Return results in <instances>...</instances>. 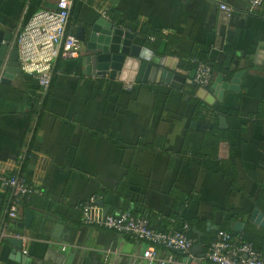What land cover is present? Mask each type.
<instances>
[{"label": "crops", "instance_id": "0c3cea01", "mask_svg": "<svg viewBox=\"0 0 264 264\" xmlns=\"http://www.w3.org/2000/svg\"><path fill=\"white\" fill-rule=\"evenodd\" d=\"M58 1L0 0V31L11 38L0 73V167L34 189L12 219L13 189L0 181V264H149L147 242L83 223L78 207L91 196L103 211L132 212L159 231L185 223L207 228L220 212L221 224L232 231L236 222L245 223L237 236L251 227L262 232L251 217L257 207L264 213L258 204L264 192V4L252 10L247 0H71L69 33L105 18L153 50L158 45L151 33L160 34L185 70L196 68L195 55H204L214 68L212 84L218 73L232 78L247 69L239 91H227L203 119L191 85L182 91L151 83L126 88L96 71L88 74L83 42L81 56L57 59L49 89L39 93L36 78L18 71V34L36 11L56 9ZM222 3L232 8L230 16ZM9 62L12 77L4 75ZM40 96L42 105L34 101ZM219 115L228 127H218ZM193 120L208 127L195 130ZM207 120L220 133L211 134ZM222 142L228 143L224 158ZM10 238H22L23 261ZM208 239L203 251L176 252L174 264H212Z\"/></svg>", "mask_w": 264, "mask_h": 264}, {"label": "built area", "instance_id": "2783aa9c", "mask_svg": "<svg viewBox=\"0 0 264 264\" xmlns=\"http://www.w3.org/2000/svg\"><path fill=\"white\" fill-rule=\"evenodd\" d=\"M247 1L252 10L264 4V0ZM71 4V0H59L56 9L43 8L36 11L18 34L17 49L21 72L36 78L40 87L39 93L49 89L59 57L74 58L82 54V41L67 31ZM220 9L227 17L233 11L226 3H222ZM195 64L197 71L194 81L199 86L209 87L214 80L212 66L196 60ZM40 98L39 105H42L43 97ZM0 181L13 189L8 215L17 219L23 200L34 189L23 179L5 175L1 167ZM78 208L82 211V221L86 225L115 230L147 242L148 247L143 257L149 264H174L176 252L190 254L195 245V239L188 236L190 226L187 223L177 230H155L147 218L136 216L132 212L115 214L103 211L96 196L80 202ZM62 248L66 249L67 246L62 244ZM159 249L165 250L163 256ZM206 258L212 264H264V254L258 252L252 243L227 230L217 232L216 238L208 247Z\"/></svg>", "mask_w": 264, "mask_h": 264}, {"label": "water", "instance_id": "95a60500", "mask_svg": "<svg viewBox=\"0 0 264 264\" xmlns=\"http://www.w3.org/2000/svg\"><path fill=\"white\" fill-rule=\"evenodd\" d=\"M76 36L84 44L88 74L91 70L96 71L101 76H108L113 80L124 83L126 88H132L135 83H151L153 85L170 86L175 90L182 91L186 85H191L194 88L195 98L210 108L216 104L217 100L223 101L227 91H239L240 87L237 84L248 71L246 69L236 72L232 78H229L232 75L231 72L218 73L210 87H202L194 81L196 68L191 69V71L183 69L184 62L180 61V57L167 53L165 44H162L157 50L146 47L143 45L144 41L141 38H136V35L130 31L122 29L105 18L99 19L86 29L84 27L79 28ZM10 48V36L0 31V73L10 59ZM16 58L18 61V53ZM11 64L9 62L6 72H4L6 77L11 76L10 72H16L12 67L13 64ZM248 68H250V65ZM262 70L264 71V69ZM18 71L21 72V69ZM218 117V127H228L226 117L223 115ZM205 127L208 126L198 120H193L191 125V128L195 130H203ZM209 127L212 128L213 124ZM220 145L223 149L220 151V157L224 158L226 157L224 148L228 146V143L222 142ZM217 215L218 218L215 219L214 224L211 221L207 223L205 232L197 230V225H194V232L197 234V242L193 247L194 251H203L204 239L207 237V233L216 230L221 224V213L218 212ZM251 221L264 226V213L258 207L255 209ZM244 227V222H236L233 234L237 236ZM10 242L16 246V250H14L15 257L23 261L25 256L21 252L23 247L22 238H12ZM201 256L204 257L205 254L202 253Z\"/></svg>", "mask_w": 264, "mask_h": 264}, {"label": "trees", "instance_id": "16d2710c", "mask_svg": "<svg viewBox=\"0 0 264 264\" xmlns=\"http://www.w3.org/2000/svg\"><path fill=\"white\" fill-rule=\"evenodd\" d=\"M151 34L157 37V39H156L157 42L156 43H157L158 46L157 47H154V48H157V49L160 48L161 45L164 44L163 41H162V39H161V35L160 34H156L155 32H152ZM166 51H167V53H169V51L167 50V48H166ZM194 58H195L194 59V62L196 60V61H202V62H205V63L208 64L207 58L204 55H202V54H200V55L197 54V55L194 56ZM213 71H214V68H213ZM37 99H38V97L35 98L34 101H35V103L37 102L39 104L40 101H39V99L38 100ZM208 109L209 108L205 104H203L201 101H197V112L199 113L200 116H202L203 119H206V117H208V112H210V110H208ZM214 113L216 115H218V111L215 110V109H214ZM207 123L209 125H211L212 122H211V120L210 121L207 120ZM210 133L211 134L212 133L213 134H217V133H220V130H219V128L216 125H214L210 129ZM211 134L209 135V138H210ZM195 141H196V145L197 146L202 145V142L200 141V139L195 138ZM209 144H212V146L214 147L216 145V141H213L212 139H210V143ZM194 153H195V155H198V156H201L202 155V152H201L200 149H195V152ZM208 164H216V163H210L209 162ZM212 167L214 168L215 171L218 170L217 165H212ZM258 204L264 206V192H263V194L261 196H259V198H258ZM79 210H80V212L82 214V211H81L80 208H79ZM189 226H190V229L188 231V236L196 239L197 238V235L194 233L192 224L190 223ZM198 226H199V228L201 230H204V231L206 230V226H201V225H198ZM232 228H230L228 226V224L222 223L217 228V230H213V231L208 232L207 233V237L204 239V241L209 236V239H210L209 243H212V241H214V239L216 238L218 231H220V230H227V231H230V232L233 233V231L231 230ZM239 236H240V238L242 240L252 243L254 245L255 249L258 252L264 254V229H262V232H257V231H254L253 227H251V228L247 229L246 231H244L243 233H241Z\"/></svg>", "mask_w": 264, "mask_h": 264}]
</instances>
